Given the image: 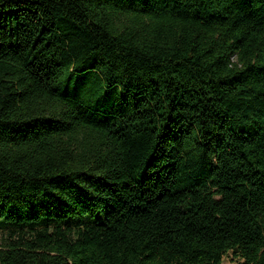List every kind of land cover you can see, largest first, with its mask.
<instances>
[{
	"label": "trees",
	"instance_id": "1",
	"mask_svg": "<svg viewBox=\"0 0 264 264\" xmlns=\"http://www.w3.org/2000/svg\"><path fill=\"white\" fill-rule=\"evenodd\" d=\"M264 264V0H0V264Z\"/></svg>",
	"mask_w": 264,
	"mask_h": 264
},
{
	"label": "rangeland",
	"instance_id": "2",
	"mask_svg": "<svg viewBox=\"0 0 264 264\" xmlns=\"http://www.w3.org/2000/svg\"><path fill=\"white\" fill-rule=\"evenodd\" d=\"M237 262H238V260L236 259V257H234V255L232 253H229L225 257L223 264H238Z\"/></svg>",
	"mask_w": 264,
	"mask_h": 264
}]
</instances>
